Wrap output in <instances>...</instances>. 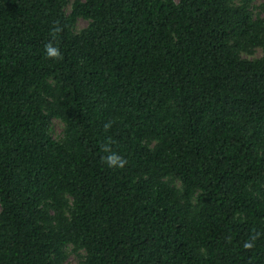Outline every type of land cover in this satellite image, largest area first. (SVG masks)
I'll list each match as a JSON object with an SVG mask.
<instances>
[{
	"label": "trees",
	"instance_id": "1",
	"mask_svg": "<svg viewBox=\"0 0 264 264\" xmlns=\"http://www.w3.org/2000/svg\"><path fill=\"white\" fill-rule=\"evenodd\" d=\"M71 252L264 264V0H0V264Z\"/></svg>",
	"mask_w": 264,
	"mask_h": 264
},
{
	"label": "rangeland",
	"instance_id": "2",
	"mask_svg": "<svg viewBox=\"0 0 264 264\" xmlns=\"http://www.w3.org/2000/svg\"><path fill=\"white\" fill-rule=\"evenodd\" d=\"M262 1L263 0H257V3L259 4ZM86 23L87 22L84 19H80L78 26L81 28V27L85 26ZM261 54H262V50L258 49V50H256L255 54H253V55L245 54V57L253 58V57L261 56ZM52 127H53L54 137L58 138L59 136H61L62 129H63V123L59 119L53 120ZM81 253L83 254L84 252H81ZM64 264H82V256H80L79 253L71 252L69 258L67 259V261Z\"/></svg>",
	"mask_w": 264,
	"mask_h": 264
},
{
	"label": "clouds",
	"instance_id": "3",
	"mask_svg": "<svg viewBox=\"0 0 264 264\" xmlns=\"http://www.w3.org/2000/svg\"><path fill=\"white\" fill-rule=\"evenodd\" d=\"M59 29H54V32H58ZM46 48V54L50 57V58H60L61 53L59 51L58 48H54L52 46L51 43H49L48 45L45 46ZM107 163L109 164V166H118V167H124V164L126 163V161L121 158L120 156L113 154L107 157ZM246 246H250V245H246Z\"/></svg>",
	"mask_w": 264,
	"mask_h": 264
}]
</instances>
